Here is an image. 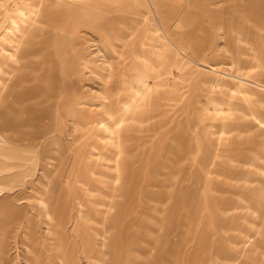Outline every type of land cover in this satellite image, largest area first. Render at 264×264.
I'll use <instances>...</instances> for the list:
<instances>
[{"label": "rangeland", "instance_id": "rangeland-1", "mask_svg": "<svg viewBox=\"0 0 264 264\" xmlns=\"http://www.w3.org/2000/svg\"><path fill=\"white\" fill-rule=\"evenodd\" d=\"M62 233L72 264H264V0H0V264Z\"/></svg>", "mask_w": 264, "mask_h": 264}, {"label": "bare ground", "instance_id": "bare-ground-1", "mask_svg": "<svg viewBox=\"0 0 264 264\" xmlns=\"http://www.w3.org/2000/svg\"><path fill=\"white\" fill-rule=\"evenodd\" d=\"M137 25V24H136ZM136 25L135 26H133L132 27V29L131 28H129V26H127L126 28H127V30L125 31V32H123V31H119L118 33H117V37H118V39H117V46H118V48L119 49H121L122 51V54H121V56H124V57H126V55L128 54V52H127V49H128V46H129V44L131 45V43H130V39L133 37V35H135L136 34ZM102 30V29H101ZM54 41V42H53ZM65 41L66 42H68L67 40H66V38H62V37H54L50 42H49V46H48V48H50L51 46H53V45H56V44H61V47H63L62 48V52H63V54H62V56H60L61 58H63V60H64V63L67 61V58H68V55H67V48L68 47H72V48H74V46L71 44V42L69 43L68 42V44L69 45H67V47H66V45H65ZM160 46H161V48H162V43L160 44ZM117 48V47H116ZM84 54H85V52L83 51V52H81V51H79V55L77 56H75V60H84V59H86L85 58V56H84ZM120 56V57H121ZM161 56V55H160ZM160 56H158V57H160ZM55 58H57V56H55ZM53 56L51 57V59L49 58V60L50 61H52L51 62V64H50V67H52V68H55V65H54V62L56 61V59H55ZM116 60H120V58H117ZM123 60H125V58H123ZM49 61V62H50ZM65 67H66V65H65ZM80 68V67H79ZM51 71H52V69H50ZM56 70H57V67H56ZM70 72V69L68 70V68H67V73H69ZM66 73V74H67ZM66 74H64V75H66ZM78 75H79V70H78ZM63 80V79H62ZM60 90V89H59ZM135 90V89H134ZM65 91V90H64ZM65 96V95H64ZM60 101V100H59ZM66 110V109H65ZM92 120H94L95 121V119H96V117L95 116H91L90 117ZM55 217H53V218H51V220L52 221H54L53 222V224H50V231H52V232H59V231H62L63 229H62V226H63V224H64V218L62 217V216H60V210H56L55 211ZM54 218H55V220H54ZM52 223V222H51ZM59 233H61V232H59ZM64 236H65V234L64 233H62V236H58L57 238H56V240L55 241H53V247H52V249L53 250H55V251H57L58 253H60V257H59V259H60V261H61V264H72L71 263V261L68 259V257H67V254H66V248H65V241H64ZM30 250H31V253H33L34 251H36L35 250V246L33 245V242H30ZM100 255H101V253H100ZM33 256H34V254H33ZM0 261H3L2 260V256L0 257ZM34 264H36L35 262H33ZM38 264H41L40 263V261H38Z\"/></svg>", "mask_w": 264, "mask_h": 264}, {"label": "crops", "instance_id": "crops-1", "mask_svg": "<svg viewBox=\"0 0 264 264\" xmlns=\"http://www.w3.org/2000/svg\"><path fill=\"white\" fill-rule=\"evenodd\" d=\"M3 125V124H2Z\"/></svg>", "mask_w": 264, "mask_h": 264}]
</instances>
